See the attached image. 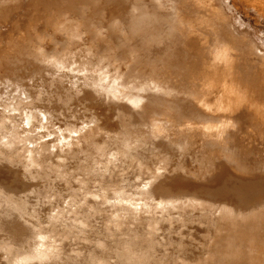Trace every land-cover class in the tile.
I'll return each mask as SVG.
<instances>
[{"label":"bare ground","instance_id":"obj_1","mask_svg":"<svg viewBox=\"0 0 264 264\" xmlns=\"http://www.w3.org/2000/svg\"><path fill=\"white\" fill-rule=\"evenodd\" d=\"M145 3L0 0L4 81L23 84L30 74L44 80L48 71H56L40 63L44 56L63 59L85 47V41L94 52L107 49L112 66L139 81L133 87L144 92L119 89L117 100L107 92L85 91L55 125L71 128L85 118L94 120L87 135L90 150L117 152L127 164L130 184L135 186L134 177L149 181L154 205L150 215L139 216L135 238L119 257L94 247L95 241L105 239L98 230L60 240L59 259L33 260L34 232L60 205L58 200L44 201L54 177L26 170L27 161L16 154L15 146L4 149L0 264H90L109 258L119 264H264L261 50L243 39V33L235 37L234 25L226 28L228 22L216 11L219 0H147L150 18L134 24L132 9ZM77 29L83 40L72 38ZM21 59L29 65L26 77L21 75L26 71L20 69ZM128 65L134 67L131 74ZM53 103L36 107L58 110L60 105ZM73 115L76 120L70 119ZM94 204L89 201V206ZM111 243L106 240V247ZM165 246L167 260L158 254ZM73 249L85 255L74 258L69 255Z\"/></svg>","mask_w":264,"mask_h":264},{"label":"snow or ice","instance_id":"obj_2","mask_svg":"<svg viewBox=\"0 0 264 264\" xmlns=\"http://www.w3.org/2000/svg\"><path fill=\"white\" fill-rule=\"evenodd\" d=\"M155 2L159 4L160 0ZM149 11L147 0L144 6L133 8L134 24L141 17L150 18ZM112 26L115 27V21ZM83 35L77 29L72 38L83 40ZM84 44L85 47L77 48L63 59L49 58L41 52L44 58L40 63L48 69H56L54 73L48 71L44 80H35L31 74L23 84L19 81L8 83L0 78V156L4 155V149L15 146L16 154L27 161L26 170L35 169L54 177L44 201H60L57 210L50 212L44 226L33 235L32 259L41 262L59 259L58 243L67 235L80 238L98 230H102L105 239L95 241L94 247L101 252L111 251L119 257L135 238L134 229L139 216L150 215L154 207L148 192L149 181L134 177L135 186L130 184L126 178L127 164L117 152L108 149L102 155L98 149L95 152L90 150L93 145L87 135L88 130L94 128V120L85 118L71 128L61 129L55 125L85 91H94L97 95L107 92L111 100H117L119 89L144 92L143 88L133 87L139 83L135 77L130 80L120 68L112 66L107 49L94 52L87 48V41ZM115 59L117 63L121 62L120 57ZM128 71L131 74L134 67L128 65ZM61 73L71 75L65 77ZM28 84L32 87L29 88ZM50 101L59 104L60 108L38 110L36 107L38 103ZM141 102H147V99ZM70 119L76 120V116H70ZM3 199L4 192L0 189V201ZM89 201H94V206H89ZM106 240L112 242L109 247H106ZM166 250L167 246L158 252L165 260L168 259L164 256ZM69 255L79 258L85 253L73 249ZM87 255L91 256V253ZM90 264H119V261L92 259Z\"/></svg>","mask_w":264,"mask_h":264},{"label":"rangeland","instance_id":"obj_3","mask_svg":"<svg viewBox=\"0 0 264 264\" xmlns=\"http://www.w3.org/2000/svg\"><path fill=\"white\" fill-rule=\"evenodd\" d=\"M219 4L221 7L220 9L216 7V11L218 10L219 14L225 19L226 22H228L229 26L226 23V28H229L230 25H234L235 27H233L235 30H238V33L232 32L231 30L234 36L239 38V35L243 33V39L247 40L248 43L250 42L251 46L253 45V47L257 48V50H261L260 56L264 59V0H219ZM219 4L217 5L219 6ZM0 29H5V26L2 25ZM19 61L21 63L23 62L20 69L26 70L25 73H21V75L23 74L24 76L25 74H28L27 67H29V65H26L28 64L26 60L24 61L21 59ZM21 75L20 77L23 78ZM52 103L53 102L51 101L49 102L50 105H52ZM39 104L43 105L44 103ZM98 107L93 108V110H97Z\"/></svg>","mask_w":264,"mask_h":264}]
</instances>
